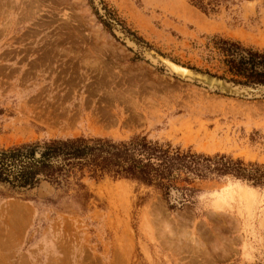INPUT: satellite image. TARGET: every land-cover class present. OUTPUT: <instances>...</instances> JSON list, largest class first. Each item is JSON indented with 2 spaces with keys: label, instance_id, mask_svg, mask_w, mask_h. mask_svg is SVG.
<instances>
[{
  "label": "rangeland",
  "instance_id": "rangeland-1",
  "mask_svg": "<svg viewBox=\"0 0 264 264\" xmlns=\"http://www.w3.org/2000/svg\"><path fill=\"white\" fill-rule=\"evenodd\" d=\"M103 13L162 55L216 74L219 39L264 52V0H222L213 13L190 0H0V148L146 134L264 164V97L167 76ZM81 183L22 193L0 184V264H264V186L213 173L193 180L191 203L169 209L124 178L85 173Z\"/></svg>",
  "mask_w": 264,
  "mask_h": 264
},
{
  "label": "trees",
  "instance_id": "trees-1",
  "mask_svg": "<svg viewBox=\"0 0 264 264\" xmlns=\"http://www.w3.org/2000/svg\"><path fill=\"white\" fill-rule=\"evenodd\" d=\"M221 1L190 0L205 13L215 12ZM218 43L225 66L218 75L243 83H264V52L229 39H219ZM85 173L91 178L109 175L152 187L169 209L191 203L197 191L191 186L193 180L213 173L231 174L252 187L264 186V164L182 150L148 139L146 134L127 140L54 137L0 148V184L13 193L31 190L42 182L69 183L70 178L83 186Z\"/></svg>",
  "mask_w": 264,
  "mask_h": 264
},
{
  "label": "water",
  "instance_id": "water-1",
  "mask_svg": "<svg viewBox=\"0 0 264 264\" xmlns=\"http://www.w3.org/2000/svg\"><path fill=\"white\" fill-rule=\"evenodd\" d=\"M105 18L112 24L114 28V33L128 46H130L132 49L140 52L142 56L152 65L160 67L163 72L170 77H174L179 81L191 83L194 85H197L205 90L212 91L215 93H219L226 96L231 97H238V98H246V99H253V98H262L264 97V83H243L231 80L226 77H221L218 74L201 70L196 67H190L183 65L181 63L175 62L174 60L170 59L169 57H166L162 55L161 53L155 51L154 53L161 58L167 59L170 62H173L180 66V69H185L186 71H189V73H182L180 70H170L166 67L164 62L162 60L153 61L151 58H148L144 52V50L148 47L145 43L139 41L136 37L133 35L127 33L124 31L120 26L117 25V23L110 18V16L106 13H103ZM218 82H224L228 83L229 87H238L237 90L232 92L231 90H224L223 85L217 83ZM244 90V93L240 92L241 90Z\"/></svg>",
  "mask_w": 264,
  "mask_h": 264
},
{
  "label": "bare ground",
  "instance_id": "bare-ground-1",
  "mask_svg": "<svg viewBox=\"0 0 264 264\" xmlns=\"http://www.w3.org/2000/svg\"><path fill=\"white\" fill-rule=\"evenodd\" d=\"M15 28V27H14ZM11 30V29H10ZM66 34V33H65ZM146 56L148 58H151L153 61H158V60H162V62H164V64L166 65L167 68H169L170 70H180V72L182 73H189V71H186L185 69H180V66H178L177 64L173 63V62H170L168 61L167 59H164V58H161L160 56H158V54L156 55L154 52L155 50L152 49V48H146L144 50ZM92 61V60H91ZM87 63V62H86ZM97 62L94 61L92 64H96ZM217 83L219 84H222L223 85V88L224 90H231L232 92L236 91L238 87L234 86V87H229V84L228 83H224V82H218ZM239 91V90H237ZM240 92L244 93V90L242 89ZM171 229V228H170ZM169 229V232L173 233L171 230Z\"/></svg>",
  "mask_w": 264,
  "mask_h": 264
}]
</instances>
